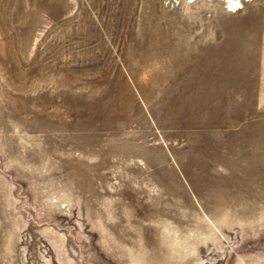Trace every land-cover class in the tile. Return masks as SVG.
Instances as JSON below:
<instances>
[{
	"label": "rangeland",
	"instance_id": "rangeland-1",
	"mask_svg": "<svg viewBox=\"0 0 264 264\" xmlns=\"http://www.w3.org/2000/svg\"><path fill=\"white\" fill-rule=\"evenodd\" d=\"M239 3L0 0V264H264V0Z\"/></svg>",
	"mask_w": 264,
	"mask_h": 264
},
{
	"label": "bare ground",
	"instance_id": "bare-ground-1",
	"mask_svg": "<svg viewBox=\"0 0 264 264\" xmlns=\"http://www.w3.org/2000/svg\"><path fill=\"white\" fill-rule=\"evenodd\" d=\"M239 0H226L227 3L230 4V9L233 10L238 5Z\"/></svg>",
	"mask_w": 264,
	"mask_h": 264
},
{
	"label": "built area",
	"instance_id": "built-area-1",
	"mask_svg": "<svg viewBox=\"0 0 264 264\" xmlns=\"http://www.w3.org/2000/svg\"><path fill=\"white\" fill-rule=\"evenodd\" d=\"M225 7H226L227 11H229V12H236V11H238L241 8V3H239L238 6H236V8L234 10H230V4L227 3V2H226V6Z\"/></svg>",
	"mask_w": 264,
	"mask_h": 264
}]
</instances>
